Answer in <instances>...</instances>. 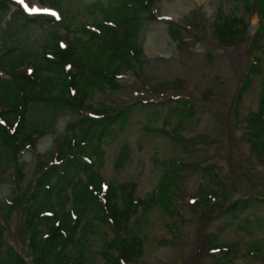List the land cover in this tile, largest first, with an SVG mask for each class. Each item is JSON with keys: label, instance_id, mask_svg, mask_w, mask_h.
Here are the masks:
<instances>
[{"label": "rangeland", "instance_id": "374dc122", "mask_svg": "<svg viewBox=\"0 0 264 264\" xmlns=\"http://www.w3.org/2000/svg\"><path fill=\"white\" fill-rule=\"evenodd\" d=\"M97 1L60 0L67 15L71 14L73 26L70 30L60 27L59 34L77 37L79 26L93 27L102 16L100 7L94 6ZM244 1L154 0L158 20L148 22L140 33L143 55L139 72L126 70L118 78V89L99 91L89 100L113 111L131 104L126 124L118 127L114 139L104 145L100 169L104 181L135 182L137 198H145L158 188L159 196L172 207L169 212L163 202H158L148 215L139 207L131 218L130 230L137 220H143L141 228L136 229L143 241L142 254L120 264H264V158L247 138L245 120L260 107L264 28L259 30L263 21L258 12L244 10ZM23 3L33 14L59 16L58 9L40 0ZM220 7L224 15H243L250 25L234 46L219 44L212 33ZM33 8L38 11H31ZM11 9L15 11L17 6ZM169 22L183 28L179 42L169 35ZM5 23H0V53L6 47ZM42 26L40 22L30 24L24 38L39 51L52 39ZM255 57L259 59V73L254 67ZM244 86L240 98L239 91ZM187 102L192 103V112H183ZM51 113L45 103L34 104L30 120L33 126L47 128V133L18 155L25 167L12 163L0 173V206L16 196L20 199L6 223L5 240L18 248L28 262L33 258L27 241L17 236L22 220L21 194L37 162L50 149L52 153L57 149V140L65 135L64 128L71 117L65 111L52 121ZM43 140L46 142L40 146ZM125 144L130 146L129 157L122 166H116ZM174 162L180 167L169 192L162 179L167 170L174 169ZM209 165L218 170L225 188L211 179L206 171ZM203 191L216 193L218 201L202 203ZM245 198L251 199V204L238 214L233 209L225 211L232 202ZM206 221L211 224L206 226ZM208 233L217 236L218 247L208 248ZM114 237L109 226L99 229L89 248L91 264H106L100 251ZM110 253L117 256L119 249L113 248Z\"/></svg>", "mask_w": 264, "mask_h": 264}, {"label": "trees", "instance_id": "16d2710c", "mask_svg": "<svg viewBox=\"0 0 264 264\" xmlns=\"http://www.w3.org/2000/svg\"><path fill=\"white\" fill-rule=\"evenodd\" d=\"M40 1L58 9L59 17L29 13L18 0H0V23L6 22L3 27L6 47L0 53V173L12 163L25 167L18 155L27 146H35L38 137L47 133V128L33 126L30 120L34 104L42 102L51 107L52 121L65 111L71 117L66 122L65 135L57 140V149L54 153L50 149L37 162L33 177L21 194L22 220L17 236L27 241L33 259L28 262L18 248L5 240L6 223L20 201L16 196L0 206V264H91L92 238L105 225L115 235L100 251L106 264L133 261L143 250L142 238L136 232L143 220L140 223L137 220L130 230L131 218L140 206L148 215L158 202H163L171 211V203L159 196L158 188L145 198H137L135 182L104 181L100 173L104 145L114 139L118 127L126 124L131 104L113 111L89 100L99 91L118 89V77L126 70L139 72L143 55L140 33L148 22L158 20L154 0H98L94 6L100 7L101 18L93 28L79 26L77 37L59 34L60 27L70 30L73 26L71 14L67 15L60 0ZM12 5L17 6L13 12ZM244 10L259 13L263 21L261 31L264 0H245ZM38 22L52 36L41 51L24 39L30 24ZM249 26L243 15H224L220 7L212 23V33L219 44L230 47L243 39L241 36ZM182 29L179 24L169 22L173 40H182ZM258 64L259 59L255 57L254 67L259 73ZM244 90L245 86L239 91L240 98ZM182 109L192 112V103L187 102ZM245 120L246 136L264 158V80L260 107ZM129 154L130 146L125 144L116 166H122ZM173 167L162 179L169 192L180 165L174 162ZM206 171L214 182L225 188L214 166L209 165ZM18 173L22 174L20 170ZM202 193L204 204L219 199L216 193ZM250 200L238 199L225 211L233 209L238 214L250 206ZM208 224L211 221H206L205 225ZM205 241L209 249L218 247L217 236L212 233L206 235ZM113 248L119 249V255L110 253Z\"/></svg>", "mask_w": 264, "mask_h": 264}, {"label": "snow or ice", "instance_id": "6c2138e0", "mask_svg": "<svg viewBox=\"0 0 264 264\" xmlns=\"http://www.w3.org/2000/svg\"><path fill=\"white\" fill-rule=\"evenodd\" d=\"M19 2H20V3H23V0H19ZM31 11L36 12V11H38V10L35 9V8H33V9H31Z\"/></svg>", "mask_w": 264, "mask_h": 264}, {"label": "bare ground", "instance_id": "6f19581e", "mask_svg": "<svg viewBox=\"0 0 264 264\" xmlns=\"http://www.w3.org/2000/svg\"><path fill=\"white\" fill-rule=\"evenodd\" d=\"M45 142H46V140H45V141L43 140V141L40 143V146H43Z\"/></svg>", "mask_w": 264, "mask_h": 264}, {"label": "water", "instance_id": "95a60500", "mask_svg": "<svg viewBox=\"0 0 264 264\" xmlns=\"http://www.w3.org/2000/svg\"><path fill=\"white\" fill-rule=\"evenodd\" d=\"M50 140V139H49Z\"/></svg>", "mask_w": 264, "mask_h": 264}]
</instances>
